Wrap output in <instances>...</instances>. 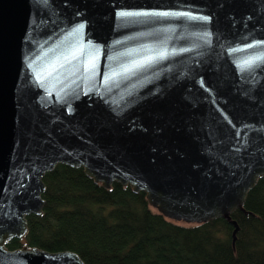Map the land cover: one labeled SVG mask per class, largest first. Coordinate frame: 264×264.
<instances>
[{
	"label": "water",
	"instance_id": "water-1",
	"mask_svg": "<svg viewBox=\"0 0 264 264\" xmlns=\"http://www.w3.org/2000/svg\"><path fill=\"white\" fill-rule=\"evenodd\" d=\"M57 163L233 242L264 175V0H0V264H84L5 246Z\"/></svg>",
	"mask_w": 264,
	"mask_h": 264
},
{
	"label": "trees",
	"instance_id": "trees-1",
	"mask_svg": "<svg viewBox=\"0 0 264 264\" xmlns=\"http://www.w3.org/2000/svg\"><path fill=\"white\" fill-rule=\"evenodd\" d=\"M41 179V212L25 215L24 234L6 240L7 248L71 249L84 264H264V175L246 193L247 213L230 212L233 242L223 217L171 219L143 191L116 181L103 187L80 166L57 163Z\"/></svg>",
	"mask_w": 264,
	"mask_h": 264
},
{
	"label": "snow or ice",
	"instance_id": "snow-or-ice-1",
	"mask_svg": "<svg viewBox=\"0 0 264 264\" xmlns=\"http://www.w3.org/2000/svg\"><path fill=\"white\" fill-rule=\"evenodd\" d=\"M122 15H127V13H122ZM161 55H163V53H161ZM93 65V61L92 60H89L88 61V67H91ZM125 71H127V69H125Z\"/></svg>",
	"mask_w": 264,
	"mask_h": 264
}]
</instances>
